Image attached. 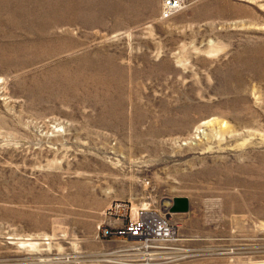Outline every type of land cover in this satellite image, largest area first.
<instances>
[{"label": "rangeland", "instance_id": "rangeland-1", "mask_svg": "<svg viewBox=\"0 0 264 264\" xmlns=\"http://www.w3.org/2000/svg\"><path fill=\"white\" fill-rule=\"evenodd\" d=\"M161 8L0 0V264H264V0ZM124 202L175 240L100 237Z\"/></svg>", "mask_w": 264, "mask_h": 264}, {"label": "built area", "instance_id": "built-area-1", "mask_svg": "<svg viewBox=\"0 0 264 264\" xmlns=\"http://www.w3.org/2000/svg\"><path fill=\"white\" fill-rule=\"evenodd\" d=\"M162 1V14L164 17H170L180 11L184 3V0ZM109 213L116 216L117 222L108 226H100V237H127L129 240H134L132 242L133 248L140 249L145 253L150 250L154 251L153 246L156 248L162 247L164 244L175 240V228L170 224L167 216L157 210L140 207L137 217H134L133 207L124 202L111 206ZM145 263L148 264L149 262Z\"/></svg>", "mask_w": 264, "mask_h": 264}, {"label": "water", "instance_id": "water-1", "mask_svg": "<svg viewBox=\"0 0 264 264\" xmlns=\"http://www.w3.org/2000/svg\"><path fill=\"white\" fill-rule=\"evenodd\" d=\"M188 208L187 197H176L172 206V211L183 212Z\"/></svg>", "mask_w": 264, "mask_h": 264}, {"label": "bare ground", "instance_id": "bare-ground-1", "mask_svg": "<svg viewBox=\"0 0 264 264\" xmlns=\"http://www.w3.org/2000/svg\"><path fill=\"white\" fill-rule=\"evenodd\" d=\"M162 3H163V1H162ZM162 5H163V4H162ZM161 10H162V8H161ZM177 11H178V10H177ZM176 13H177V12H176ZM176 13H175V14H176ZM162 17L164 18L163 14H162ZM167 18H168V17H167ZM169 18H170V17H169ZM209 123H210V122H208V123H204V124H209ZM137 214H138V213H137ZM137 214L134 215V212H133L134 217H137ZM28 244H29V243H28ZM30 244L33 245L34 243H31V242H30Z\"/></svg>", "mask_w": 264, "mask_h": 264}]
</instances>
